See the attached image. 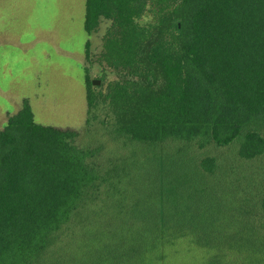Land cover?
<instances>
[{
    "label": "trees",
    "instance_id": "obj_1",
    "mask_svg": "<svg viewBox=\"0 0 264 264\" xmlns=\"http://www.w3.org/2000/svg\"><path fill=\"white\" fill-rule=\"evenodd\" d=\"M100 17L123 73L107 140L34 122L27 100L7 117L0 264H154L180 239L213 250L202 264H264V0H85L86 33ZM187 154L233 191L226 228L176 205Z\"/></svg>",
    "mask_w": 264,
    "mask_h": 264
},
{
    "label": "rangeland",
    "instance_id": "obj_2",
    "mask_svg": "<svg viewBox=\"0 0 264 264\" xmlns=\"http://www.w3.org/2000/svg\"><path fill=\"white\" fill-rule=\"evenodd\" d=\"M150 7L135 23L145 26L154 22ZM84 13L85 0H0V129L7 117L19 111L23 100H27L38 124L78 131L90 128L91 141L107 140L101 131L112 123L113 116L106 98L115 83L122 82L123 73L105 60L111 20L100 17L88 34ZM92 80L100 83L94 85ZM88 96L93 105H89ZM93 115L95 119L90 118ZM175 143L174 153L181 150L180 155H185L189 148L182 142ZM207 154L218 156L219 151ZM194 155L187 154L188 166L184 163L180 170L188 187H183L184 199L176 205L197 213L200 225L212 222L226 228L231 207L238 206L233 191L220 172L218 178H211L197 170ZM181 160L185 162L183 157ZM228 162L226 158L225 163ZM112 209L109 205V215ZM162 252L163 257L154 264H202L213 250L180 239ZM235 258L226 260L240 264Z\"/></svg>",
    "mask_w": 264,
    "mask_h": 264
},
{
    "label": "water",
    "instance_id": "obj_3",
    "mask_svg": "<svg viewBox=\"0 0 264 264\" xmlns=\"http://www.w3.org/2000/svg\"><path fill=\"white\" fill-rule=\"evenodd\" d=\"M99 83H100L99 80H92V84H94V85H95V84L97 85V84H99Z\"/></svg>",
    "mask_w": 264,
    "mask_h": 264
}]
</instances>
